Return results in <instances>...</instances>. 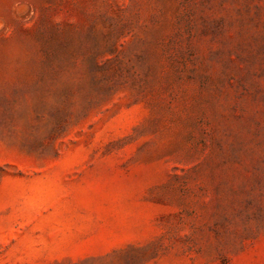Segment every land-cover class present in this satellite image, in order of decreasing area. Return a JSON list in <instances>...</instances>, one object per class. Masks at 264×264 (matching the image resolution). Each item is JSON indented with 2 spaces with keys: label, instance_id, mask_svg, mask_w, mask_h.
I'll list each match as a JSON object with an SVG mask.
<instances>
[{
  "label": "rangeland",
  "instance_id": "374dc122",
  "mask_svg": "<svg viewBox=\"0 0 264 264\" xmlns=\"http://www.w3.org/2000/svg\"><path fill=\"white\" fill-rule=\"evenodd\" d=\"M0 264H264V0H0Z\"/></svg>",
  "mask_w": 264,
  "mask_h": 264
}]
</instances>
